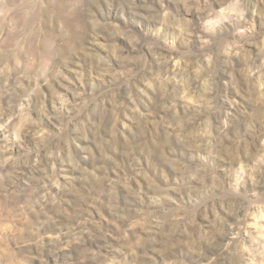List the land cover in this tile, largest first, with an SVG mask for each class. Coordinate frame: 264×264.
<instances>
[{
    "label": "clouds",
    "instance_id": "obj_1",
    "mask_svg": "<svg viewBox=\"0 0 264 264\" xmlns=\"http://www.w3.org/2000/svg\"><path fill=\"white\" fill-rule=\"evenodd\" d=\"M0 264H264V0H0Z\"/></svg>",
    "mask_w": 264,
    "mask_h": 264
}]
</instances>
